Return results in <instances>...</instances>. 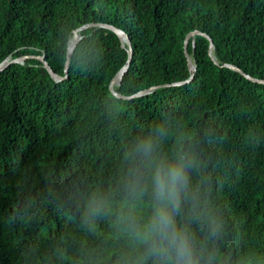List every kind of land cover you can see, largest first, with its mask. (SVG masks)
Instances as JSON below:
<instances>
[{"label": "trees", "instance_id": "1", "mask_svg": "<svg viewBox=\"0 0 264 264\" xmlns=\"http://www.w3.org/2000/svg\"><path fill=\"white\" fill-rule=\"evenodd\" d=\"M109 23L130 39L127 71L114 90L109 83L128 58L127 44L111 30L81 32L63 76L72 30ZM195 65L190 76L184 52ZM0 264H18L19 248L38 225L21 230L11 222L17 184L57 173L106 176L125 133H132L173 106L194 125L211 127L210 171L237 238L255 264H264V0H0ZM46 234L61 231L49 208Z\"/></svg>", "mask_w": 264, "mask_h": 264}, {"label": "clouds", "instance_id": "2", "mask_svg": "<svg viewBox=\"0 0 264 264\" xmlns=\"http://www.w3.org/2000/svg\"><path fill=\"white\" fill-rule=\"evenodd\" d=\"M217 139L173 106L125 133L106 176L57 173L17 184L11 222L38 225L18 264H255L240 247L210 166ZM49 208L61 231L42 229Z\"/></svg>", "mask_w": 264, "mask_h": 264}, {"label": "water", "instance_id": "3", "mask_svg": "<svg viewBox=\"0 0 264 264\" xmlns=\"http://www.w3.org/2000/svg\"><path fill=\"white\" fill-rule=\"evenodd\" d=\"M89 27H100V28H106V29H109L111 31H113L118 37L119 39L121 40L122 42V46L124 45V41L125 43L127 44V52H128V58L126 60V62L120 67V69L115 73V75L113 76V78L111 79L110 83H109V89L112 91V93L117 96V97H123V98H130V97H134V96H139V95H144L146 93H148L149 91H152L154 89H156L157 87L159 86H151L147 89H143V90H140L138 92H136L135 94H132L131 96H123V95H120L119 93H117L115 90H114V86L115 85H118L124 75V73L127 71L128 69V66H129V63H130V57L132 55V46H131V42H130V39L128 38V35L121 29L115 27L114 25L112 24H109V23H102V22H92V23H86V24H82L80 26H78L77 28L73 29L72 30V34L68 40V44H67V50H66V63H65V68H64V75L63 76H60L58 74H56L54 71H52V69L50 68V66L48 65V63L46 62V60L44 59V55L41 54L39 56H36V58H38L43 66L47 69V71L50 73V75L55 79V80H60V79H63L67 76V65H68V62L72 56V53H73V50L76 46V44L78 43V41L80 40V38L82 37L81 35V32ZM196 35H203L205 36L208 40H209V48H210V55L212 57V59L215 61V55L213 53V43H212V40L210 39V37H208L206 34L200 32V31H197V30H194V31H191L189 32L186 36H185V39H184V42H183V46H184V52L188 58V68H189V72H190V76L184 80V81H179V82H174L172 84H166V85H180V84H183V83H186V82H189L192 77H193V74H194V71H195V65H194V62L192 61V63L190 62L189 60V55L186 51V46H187V42L190 38H194V36ZM29 57L27 55H23V56H19V57H15V58H12V57H8L7 59H5L4 61H2L0 63V69L8 66L10 63L12 62H21L23 63L24 60ZM216 62V61H215ZM226 66H228L229 68L231 69H234L240 73H242L243 75L246 76V78L252 80V81H257V82H264V80H261V79H255V78H252L251 76L249 75H246L244 74L238 67L234 66V65H228L226 64Z\"/></svg>", "mask_w": 264, "mask_h": 264}, {"label": "bare ground", "instance_id": "4", "mask_svg": "<svg viewBox=\"0 0 264 264\" xmlns=\"http://www.w3.org/2000/svg\"><path fill=\"white\" fill-rule=\"evenodd\" d=\"M124 43H125V41H124ZM190 60V59H189ZM191 63H192V60L190 61Z\"/></svg>", "mask_w": 264, "mask_h": 264}]
</instances>
